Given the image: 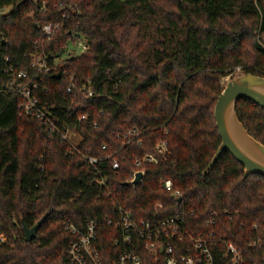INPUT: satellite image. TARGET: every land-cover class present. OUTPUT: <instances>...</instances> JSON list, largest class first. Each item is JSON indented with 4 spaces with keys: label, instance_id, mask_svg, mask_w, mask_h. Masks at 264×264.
I'll use <instances>...</instances> for the list:
<instances>
[{
    "label": "trees",
    "instance_id": "16d2710c",
    "mask_svg": "<svg viewBox=\"0 0 264 264\" xmlns=\"http://www.w3.org/2000/svg\"><path fill=\"white\" fill-rule=\"evenodd\" d=\"M45 25L59 27L50 41ZM78 40L87 49L68 57ZM41 51L61 59L58 78L31 68L29 55ZM236 70L264 77V0H0V264H70L77 238L66 228L85 233L89 221L102 264L126 249L164 264L136 234L131 248L123 243L117 208L136 222L177 215L182 230L231 243L239 264H264V177L244 178L227 152L204 173L220 144L221 81ZM19 71L57 132L18 109L9 86L25 84ZM236 114L264 146V109L240 100ZM67 130L97 164L70 152ZM149 155L155 162L142 161ZM136 172L144 176L130 184ZM167 180L177 197L162 188ZM44 215L25 242L21 222L30 229ZM221 253L214 264L226 263Z\"/></svg>",
    "mask_w": 264,
    "mask_h": 264
},
{
    "label": "built area",
    "instance_id": "2783aa9c",
    "mask_svg": "<svg viewBox=\"0 0 264 264\" xmlns=\"http://www.w3.org/2000/svg\"><path fill=\"white\" fill-rule=\"evenodd\" d=\"M58 28L59 27L57 25H45L41 28V33L43 37H45L46 41H50ZM86 49L87 46L82 41L78 40L74 46L72 45V47L67 50L66 55L68 57H76ZM29 57L31 68L45 74L54 76L59 75L61 59H55L52 55L46 54L43 51L40 53L30 54ZM49 61L52 62L49 63ZM15 79L25 82V80L28 79V74L26 72L19 71L15 75ZM9 88L11 92L19 95L22 99L18 109L25 116L34 117L35 119L48 125L50 130L57 132L53 125L50 113H48L46 109L39 107V101L33 95V92L38 89L37 85H30L29 82H25L23 86L15 88L11 85ZM76 90V86L70 82L66 92L70 94ZM79 91L86 93L88 98L91 97V92L87 88H82ZM84 119L85 117L81 116L80 120ZM130 135L131 134L128 136ZM75 137H78L77 141L75 140ZM61 138L68 145L72 154L82 156V158H84V160H86L90 165L97 164V159L83 156L77 151V145L81 141V138L75 130H67ZM165 147V142L158 144V153L161 154L165 152ZM142 161L147 163L155 162L154 158L150 155L144 157ZM142 161H136L135 166L139 167ZM117 167V163L114 162L113 169L115 170ZM137 173L141 174L143 178V172H136L133 174L130 184L134 183ZM94 182L100 183L98 181ZM162 188L165 191L172 192V183L167 180L162 184ZM172 195L177 197L178 192H172ZM161 206V204L156 205L158 208ZM117 217L118 220L115 223V227L121 230L123 243L127 244V246L131 248V233L136 234L139 239L143 241L144 249L154 257H163L164 264H214L213 252H217V254H219L220 251H223L221 255L222 259L226 262L225 264L240 263V255L231 243L219 242L212 239L207 240L200 234L196 235L195 233L182 230L180 226H182L183 222L177 215L157 222H153L151 220H140L139 222H136L129 213L117 208ZM66 229L77 238L76 241L70 244L68 250L70 264H102L99 259L98 252L92 246V242L95 240V221H89L86 224L85 233H80L72 226H68ZM0 241L4 242V239L0 237ZM173 241H176V243L181 246V250L173 244ZM186 245L187 249L182 251ZM111 264H142V261L135 252L126 249L117 258V260Z\"/></svg>",
    "mask_w": 264,
    "mask_h": 264
},
{
    "label": "water",
    "instance_id": "95a60500",
    "mask_svg": "<svg viewBox=\"0 0 264 264\" xmlns=\"http://www.w3.org/2000/svg\"><path fill=\"white\" fill-rule=\"evenodd\" d=\"M240 100H247L264 109V77L239 74L229 78L223 84L213 112L220 144L205 174L213 168L222 153L227 152L242 166L244 178L252 175L264 177V146L254 140L238 120L236 104ZM141 178V174L137 173L133 184H138ZM46 218L47 215H44L30 229L21 222L25 242L28 243L35 239L39 227Z\"/></svg>",
    "mask_w": 264,
    "mask_h": 264
},
{
    "label": "rangeland",
    "instance_id": "374dc122",
    "mask_svg": "<svg viewBox=\"0 0 264 264\" xmlns=\"http://www.w3.org/2000/svg\"><path fill=\"white\" fill-rule=\"evenodd\" d=\"M239 74H241V73H240L239 71L236 70V72L233 73V75L228 76V77L222 79V81H221L222 85H223V84L226 82V80H228L229 78L234 77V76H238ZM75 140L77 141V140H78V137H75Z\"/></svg>",
    "mask_w": 264,
    "mask_h": 264
}]
</instances>
